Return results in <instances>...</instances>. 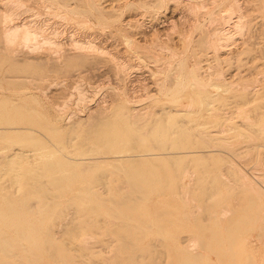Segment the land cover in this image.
I'll use <instances>...</instances> for the list:
<instances>
[{
    "label": "rangeland",
    "instance_id": "374dc122",
    "mask_svg": "<svg viewBox=\"0 0 264 264\" xmlns=\"http://www.w3.org/2000/svg\"><path fill=\"white\" fill-rule=\"evenodd\" d=\"M8 1L0 0V20L2 19V14H3L4 10H7V9L9 10L8 7H10V11L12 10V12H13L16 10V12H13V15H12V17L14 16L12 18L13 19L12 24H14L16 22L15 24H23V25H28V24L30 25L31 24L34 26L36 23L35 27L37 26L38 27V28L36 27L37 29H39V27H42V28H40L41 30H43L44 29L43 27L45 26L46 28L43 30L44 35L46 34V36L49 35V37H54L53 39L57 40V42H59L60 44L57 45L55 43H52V44L50 43L53 46L52 47L48 43L42 44L41 43L42 41H41L40 42L41 45L39 47H37L38 49L34 47V50L31 49L32 46H30V48L26 47L25 46L26 43L25 44L22 43L24 45H22V44L17 45L14 43H13L14 45H12V44L10 45L9 43H11V42L9 40H7L8 37L6 38V36H5L6 33H4L1 29L2 22L0 21V110H1L0 111V116H1L0 121L2 120V123H4L5 118L2 119V117L6 116V118H7L6 122L4 124H2V123H0V124L6 125L8 123V126H10V125H13V126L21 125V127H23V128H21L22 129L21 134L19 133L20 135L18 134V132L15 133V134H17V136H15V134L13 135L12 133L8 132V133H6V137H4L5 135H2L3 137L0 136V140H2V142L4 141V144H2V142L0 141V147H2L1 145L4 146V145L8 144L7 142H11V144H12L13 142L19 141L20 142L19 144H17V145L15 144V146L13 145L11 147H13V148L14 147L15 148L21 147L24 149H27L26 147H29L28 148L29 150L35 149V148H36L35 150H37V149L40 150V147L42 145H44L45 150L46 149L50 150V148H53V149H51L52 152H54V150H56V151L58 150L57 152L56 151L55 152L59 156H64V154L67 155L68 153H69L68 155H70V156H77L79 154L76 155L75 152H78V153L81 152L84 148H86L89 145V143H91L93 138L96 139L97 135L100 134V132H99L100 128L99 127H100V122L103 121L102 118H105V117L115 118L116 114L120 110V106L123 102L126 103L127 105L132 106V107H135V105H136V107L141 108L142 111H153V109L154 110L157 109L158 106H155L156 102L166 98V96L168 95L167 93L170 92L171 87L175 84V83H172L173 81H172V76H171L172 72L175 70V67H177L180 64V61L182 60L184 65H186L185 69L190 68L189 66H193L194 62L196 61L197 54L200 55L198 60L200 61L199 65H200L201 75H204L206 78H208L215 71H220V72H222V76L229 78L230 80L231 79L234 80L233 82L235 84L234 83H230V84H232L231 85L233 88L232 90H234V89L235 90H234V92L233 91L232 92L231 91L226 92L227 95L232 94V93L235 94L237 92H243L244 93L245 91H247L252 86H259L260 87L261 84H264V80H263V78H264V0H237L238 1L237 3L239 4L238 6L240 7V9H242L241 12H243V15H244L243 16L244 20L242 19L243 23L241 21V23L244 25H242L243 27H240L241 29L239 28L238 30H236L235 28H233L231 26L234 24L232 22H234L236 19V16L233 17V15L235 13H237L238 10H235V13H233L232 16L228 14V12L230 11L229 7H230V1L231 0H17V4L15 2L16 0H8ZM7 2H8V4H7ZM165 2H167L168 5ZM12 3H13V5H12ZM92 3H93V5H94V3L96 4V6L98 7V10L100 9L105 13L104 18H103V16L102 17L99 16V14H98L99 12H98V10H96L97 7L94 9L92 7ZM12 6H13V8H12ZM189 6H191L192 9H190ZM195 7L197 9H194ZM235 8H238V7L235 6ZM15 13H16V15H15ZM224 13L226 14V17H228L227 15L230 16V17H228L229 21L227 19L225 20V18H224L225 14ZM213 17H214V19H213ZM216 18L218 21L216 20ZM220 18L221 19L223 18V20L226 21V22L222 21L224 23L223 24L224 29L221 26L222 22L220 24ZM213 20H216L217 22H215ZM25 21H26V23L27 22L28 23L26 24ZM39 22L41 24H39ZM37 23H38V25H37ZM227 23H229L230 26ZM211 24L214 27H212ZM251 25H252V28L250 27ZM219 27H221L223 29V31H228V29L230 28L229 33H232V36L230 38V45L228 47L229 49L225 50V51L219 50L218 53L220 54V56L217 53V50H215L214 48L211 47V45L208 44L213 39L216 38V37L213 38L212 36L213 35L216 36V34H214V33H215V31H217V29H218V31H220L221 28L219 29ZM225 28L226 29L228 28V29L226 30ZM53 29H54V31H53ZM51 30H52V33H51ZM218 31H217V33H218ZM230 31H234V32H230ZM236 31H237V33H236ZM54 33H55V35H54ZM237 35H240V36H237ZM126 37H128L131 41H133V43L131 44V41H130V43L126 42L127 41L125 39ZM207 38H209V39L207 40ZM211 38H213V39H211ZM203 39H205V40H203ZM88 40L94 42V44L97 45L96 48H94L95 50H93V48L91 49L90 47L88 48V45L85 43V42L88 43L89 42ZM93 40H95V41H93ZM78 41L82 42V43H79ZM204 41H207V43L205 42V44H204ZM232 41H234V42H232ZM236 41H237V43H236ZM53 44H55V45H53ZM45 45H47V47ZM28 46H29V44H28ZM43 46H45V48ZM168 47L171 48V50H168L169 49ZM51 48H53V49H51ZM162 48L164 50L167 48V51H164ZM28 50H30V51H28ZM172 50L173 51L175 50L174 51L175 57L172 56L170 58V57H168V55H170L172 53ZM170 51H171V53H170ZM168 52H169V54H168ZM216 53H217V55H216ZM221 53L225 57H222ZM177 54L179 56H177ZM226 54H228V55L226 56ZM139 55H141L142 57L140 58ZM156 55H158L160 57V60L163 62H161L159 59L156 60V58H155ZM217 56H218V60H217ZM168 58H170L169 60H171V61H169L171 64V65L169 64L170 66L167 65L169 62H167V64L165 63L166 59H168ZM162 59H164V60H162ZM165 65H167V66H165ZM164 66L166 67V71H165ZM207 66H208V68H207ZM207 69H209V70H207ZM170 73H171V75H170ZM259 75H261L262 77ZM157 80H159V81H157ZM156 81L158 83H156ZM236 82H237V84H236ZM246 82H248V83H246ZM237 85L239 86V89L237 88L238 87ZM247 85L248 86L251 85V87L250 86L248 87ZM241 86L243 88H240ZM193 91H194L193 87H191L189 85L186 89V95L192 94ZM248 97H250L249 94H248ZM248 97L247 96L245 97L247 99H245V98H234V96H233V99H232V97L230 99L226 98V100H228V102H227V105H225V106L226 107L228 106L227 109L230 108L229 111L231 110V108L234 109L233 111L231 110L230 113H233L235 111V109H238V113H239V111L241 112L242 106L243 107L245 106L244 102L246 103V106L249 105L248 104L249 101H246V100L250 99ZM126 101H128L130 104ZM254 102L255 103L257 102L256 103L257 105H255ZM254 102H252L253 105H251L252 104L251 103L248 107L245 106L246 107V108L244 107L245 111L242 109L244 112L243 111L241 112V113H246V114L249 111L253 114L255 112L254 115H256L257 117L254 116L253 114H251L250 112L248 113L249 115L247 114L248 117L245 114V116L247 117L246 119H248L250 117L253 120L252 121L253 124L257 123L258 121H262L263 120L262 118H264V100L254 101ZM146 106H148V108H146ZM238 107H240L241 109ZM188 108H189V106H188ZM251 108H252V110H250ZM18 109H20V111ZM21 110H23V111H21ZM17 111H19V112H17ZM236 111H235L234 115L236 114L237 117H235L233 114H231V116L233 115L234 117L232 116L233 120H230V123L235 122V128L237 130L239 129L237 132H235L237 134L232 133L233 130H230V131L228 130L229 132L227 130L223 131V132H228V133H224L225 137L221 136L220 138H223V139L221 140L220 138H218L219 141L217 139H215L214 141H216V140L217 141L213 142L210 145L211 148L216 147V149L214 148V152L215 151L217 152V150H219V152H218L219 154L215 152V154H211V155L210 154L197 155V156H190L187 158L181 157L182 159L179 157L169 158L168 159L169 162H167L168 160L167 161L165 160V163L168 164L167 166L164 163H163V165L160 166V163L158 164V162H156V164H158V165H155V166L151 165V167L153 166L152 168H154V169H158L157 168V166H158L163 171H165L166 169H168L169 171L173 170L174 173L172 175L173 176L172 178L174 179V182L176 184H178V187L184 186V190H183V187L180 189L178 188L177 190H179L178 191L179 196H178V194H176V195L173 194L172 196H167V197H161V198L156 197L153 200L147 201L145 203L147 207L145 205H143L144 207L147 208L148 211H145L142 209L143 211H145L146 214H141V217H138V219H148V216H147V215H149L148 213L154 214L156 212V210L160 211L161 209H163V211L170 210V212L166 213V215H165L166 218H168V220H169V222L166 221L167 227H165V229L162 232H158L159 234L155 230H153V228H152L151 230H149L146 233L147 234L146 238L140 242L148 243L147 241L151 240V242H153V244L151 242L149 244L153 245L154 247L155 246L159 247L158 244H160L162 242H164L165 245H172V244L177 245V244L181 243L180 245H186V246L187 245L190 246L191 245L190 243L194 242L193 245L196 248V246L198 245L197 244L198 241L196 242V235H198V233L200 232L197 230L198 228H197L196 222L199 223V226L201 225L203 228L206 227L205 229L208 230L210 227V224L212 222L213 216H214V218L215 217L218 218V216H219L218 214L221 213L220 217H222V218H220V217L218 218V220H220V223H221L220 230L213 233L209 229V231H211V234H209V232L207 230L203 229L202 231L204 233L203 232H200V233L201 234L203 233L202 235H204L205 232L207 231L206 233L208 235L205 234L204 236H209L212 234L216 235L219 239L215 240L214 241L215 243H222V241H223V244H226V245H227V242H228V245L232 242H233V244L236 245V244L241 243V241H243L245 243L246 249H248L249 251L251 250L253 252V254H254L253 258L251 257V259H249V258H246L244 256L242 258L241 257L240 258H233V260H232V257L230 254L231 250L227 249L226 252H227L228 256H227V254H225L226 256L222 255L220 259H218V257H216V255H218L217 253H216V255L211 253L210 254L211 256L215 255V256H212L213 258L211 256L203 257V258H201V261L199 260L200 259L199 258L198 261L200 263H198L197 259H195L194 261H196V263H198V264H223V263L226 264L227 261H228L227 264H232L231 261L233 262V264H247L246 262H248L247 260H249L248 263H250V264L251 263H253V264H264V253H263L264 245L262 247V244H264L263 243L264 235H261V234L259 235V233H262L261 231L257 232L260 229L262 230L264 228V226H263L264 221L262 220V222H260L261 220L259 219L260 217L262 218L264 216V214H261V212L263 213V210H264L263 209L264 197L262 200L258 199L259 201L257 199H254L255 201L252 198L250 199V195H249L250 192L247 189V187L243 185V184H245V182L243 183L244 180L242 177V173H244L245 176L247 174L252 180H254V178L256 177L255 180H256L258 186H260V184H261L262 188L264 189V182H263L264 176H261L262 175L261 173L264 172V170H263V168H264V147L257 148L258 150L257 149L256 150L258 152L255 151V149L254 150L250 149L251 148L250 146L252 144L249 143L250 141L248 142V140L250 137L249 134L251 132V124H252L250 122L251 120L249 121L250 124H248L249 122L244 121L245 118L243 119V114L240 113V115H239V114H237ZM257 112H258V115H257ZM26 113L28 115V116L26 115L28 117V118L27 117L26 118L31 123L26 121L27 119H25V120L22 119V118H24ZM34 113H36V114H34ZM133 113H138V112L134 111ZM18 115L20 117H18ZM29 115H31V117H30L31 119L34 117V120L37 123L39 122L41 124L40 125L36 124L34 122V120H31L29 118ZM238 115H239V117H238ZM250 115L251 116L253 115V116L251 117ZM8 116L9 117L11 116V117L9 118ZM67 118L69 119L68 121H67ZM260 118H261V120H260ZM12 120H13V122H12ZM188 120H193V117H189ZM66 121L68 122V124ZM50 122L53 124H51ZM9 123H10V125H9ZM244 123H245L246 127H247V124L249 125V127H247V128L244 127ZM14 124H17V125H14ZM24 124H26V126ZM54 124L57 126L58 125L62 126L61 130H60V134L58 133L59 135L58 134L57 135H58V137L63 136L62 140H65V143H63L64 141L63 142L59 141L58 140L59 138L57 136H55V135L53 136L50 133L51 132L50 129L52 130V127L55 126ZM27 125L29 126V128ZM233 126H234V124H233ZM24 127L26 128V130H24L25 129ZM48 128H50V129L48 130ZM149 128L150 127H148V126L146 127V129H149ZM235 128H233V129H235ZM23 130L24 131L28 130L29 131L28 133H32V134H29L27 137L26 134H28V133L23 132ZM234 131H236V130H234ZM238 132L239 133L241 132L243 134L242 136H240L241 138H239L238 135H240V134ZM9 133L12 134V135H10V137H8ZM24 134L26 137L24 136ZM226 134L230 137V139L228 136H226ZM30 135H32L31 138H34V136H35L34 143L33 142L32 143L27 142L28 139H31ZM236 135L238 138H235ZM11 136H13V137H11ZM243 136H244V138H242ZM245 137H247V138L245 139ZM224 138H225V140L226 139L230 140V141L226 140L229 142V144H227L228 142L224 141ZM231 139H234V140H231ZM220 140L223 141L222 143H226V145H228V146H226L225 144H222ZM243 140H245V141H243ZM21 141H23V142L26 141V145L23 146L21 144ZM55 141L58 142L59 144H57ZM74 141H76V142L80 141L81 142V143L77 144L78 148L76 147L77 146L76 144L73 145V143H75ZM257 141H259V142L261 141L262 143L264 142L263 139H260ZM54 142H55V144H54ZM84 142H85V144L83 145ZM217 142L219 143V145H217L218 144ZM52 143H53V145H55V147H53ZM60 143H62V144H60ZM230 143H231V145H230ZM247 143H248V145L249 144L250 145L247 146ZM29 144H31L32 147ZM202 144H203L202 142L196 141L194 144H192V146L190 148H192L193 150H203V149L208 148L207 145H205V144L202 145ZM8 145H10V143ZM57 145L59 147H57ZM70 145L73 148H70ZM81 145H83V146H81ZM194 145H196V147ZM16 146H18V147H16ZM198 146L200 148H198ZM210 146H209V148H210ZM75 148H77V149L74 151ZM41 149H43V148H41ZM47 150H46V152H48ZM71 150L74 152H72ZM67 151H68V153H66ZM33 152L35 153L34 155L29 156L30 158L23 159L22 163L17 165V168L20 167L19 171H17L18 169L16 167H15L16 169L11 168L12 170L6 169V168H4L5 170L4 169L2 170L3 167L0 169V197L2 198V196H5V197H3V199L0 198V206L2 204L1 207H3L4 203L8 204L10 202L13 204L15 203L16 205H20L21 203L22 204H28L29 203V205L31 207L28 209V211L26 209L25 210L27 212H29V211L31 212V213H29L30 214L29 217L32 218L31 220L33 221V223L35 221V224H39V223H36V221L40 220V217L43 216V215L41 216V213H39V212H43V210H44L42 205L44 203H47L46 201H48L49 204H51V205H53L52 203H54L55 201H57V202L60 201L59 205L60 204H62V205L56 207V208H60V209L55 210V208H54V211L58 210V212H59V214H57V218L55 219L54 223H51V221L48 222L47 220L45 221L46 224L48 223V225H50L49 226V233L50 234L52 233L53 235L55 234L54 236L56 237V240H57L56 242H65V243H70L72 241L73 242H81L79 240L77 241L76 239L70 240V239H68V237L72 236V235H77V236L86 235L87 236L89 234V236H93V237H88V239L90 240V241L88 240L89 243L90 244L96 243L95 245H97V247L100 246V248H102L101 252L104 255V257L110 258L109 254L115 252L114 251L115 246H117L118 244L121 243V240L119 241V239H118V235L120 236L123 234L124 235L128 234L127 231L129 229L128 228L129 226L125 227V225H123L122 222H120L121 220L119 221L118 218L113 219V218H108L105 216L103 217V215L98 216L96 214L87 215L85 222L82 221L83 220V217L81 215L82 209L74 207L73 206L74 201L69 202V199L67 200V197L69 195L70 196L72 195V192H69L67 190H65L66 192L63 191L64 192L62 194L63 197H61L60 199H53L54 200L53 201L52 198L50 197V196H52V194L50 193V195H48L49 193H46L43 190V187L39 185V184H41V185L43 184L41 181L48 180L47 179L48 177H46V176H40L39 177V173L42 171V168L44 167V164H45L44 160L42 161V158L39 155L40 152L38 150L33 151ZM60 152L63 155L60 154ZM70 153H72V154H70ZM216 155H218V156H216ZM221 155L223 158L226 159L225 161L221 157ZM172 159L173 160L175 159L174 161H176L177 163L174 161L172 162L171 161ZM28 160L31 161L32 163H34V165H32L31 162L29 163ZM40 160L43 162V163L41 162V165L39 164ZM3 161L4 160H2V158H0V162H3ZM37 161H39V162H37ZM184 161H185V163H184ZM186 162H188L189 165L188 164L187 165L189 167L187 165H185ZM27 163H29V164H27ZM182 163L184 164V166H182L183 165ZM260 164H263V165H260ZM28 165L29 166L32 165L30 170H29ZM36 165H40L39 170H38V166H36ZM109 165H110L109 163H103L100 165V167L99 166H95V167L93 166V168L91 167V168H89V170L94 171V170H96L97 167H99L98 169L100 170L104 167L103 170H107V171L112 170L113 171L114 167H110L112 165H110V166ZM117 165H119V163ZM126 165H128V164H126ZM219 165H221L222 167L221 166L219 167ZM256 165H257V167H256ZM23 166H25V167H23ZM122 166H125V164H123ZM169 166L171 167L172 170H170ZM261 166H263V168ZM34 167H35V169H34ZM146 167H149V165L148 166L146 165ZM162 167L165 168V170ZM254 167H256V169ZM24 168H26V170ZM36 168H37V170H36ZM125 168L126 167L121 168L122 170H120V173H118L119 171L116 173L111 171L112 174H109V177L107 178L108 181L105 183L106 185L103 183V185L100 184L98 186L99 197H100L98 200L101 202L100 199L102 198V201H103V198L105 197L104 198L105 201L102 202L103 203L102 207L107 205L108 201L111 202L112 199H114V198L119 199L118 197H122V196L127 194V192H128L127 186L128 185L125 182L127 180V177L124 174L126 172V171L124 172ZM257 168L258 169L261 168L260 171L258 170L259 173L257 172ZM13 169H14V171L17 172V174H15L16 177L18 175L17 178H15V176H11V178L9 177L10 176L9 174L12 172L7 174L9 171H13ZM31 169H32V172H33V170H35L36 172L31 173L30 172ZM239 169H240L241 173L236 171V170L239 171ZM7 170H9V171L7 172ZM20 170H21V173H20ZM89 170H87V173H86L85 169H83V170L81 169V171H80V169H78V172L79 173L82 172L81 173L82 175L86 174L88 177L89 174L90 175L92 174L91 171H89ZM168 170H167V172H168ZM185 170H189L188 171L189 174L186 171L185 175H183V171H185ZM252 170H254V171H252ZM27 171H28V173H27ZM37 171H39V172L37 173ZM218 171L221 174L222 173L223 174L219 175ZM83 172H85V174ZM250 172L252 173V175H249V174H251ZM24 173L29 174V175L31 173V175L30 176L29 175L21 176ZM122 173L125 175V177H124V175H122ZM32 174L33 175L37 174L33 177L34 179L31 177V176H33ZM186 174H188V175H186ZM190 174L192 175V177ZM208 174H209V176H208ZM215 174L218 175V176H216V178H215ZM240 174H241V176H240ZM181 175H182V179H183L182 182H181ZM237 175H238V177H237ZM221 176L225 177V178L227 177V178L221 179ZM258 176H261V177H258ZM19 177L20 178L22 177L23 179H20ZM123 177H124V179H122ZM25 178H29V179L27 180ZM187 178H190L191 180H189ZM193 178H194V180H193ZM209 179H210V181H209ZM227 179H228V182L226 181ZM26 180L28 181V183L26 182ZM110 180H111V182H113V184L110 182ZM185 180H186V182H185ZM187 180H188V182H187ZM239 180L241 181L240 183H239ZM260 180L262 183L260 182ZM21 181L24 183L21 184ZM37 181H39V182H37ZM219 181L221 183H219ZM33 183L38 184V185H36V187H35V186H33L34 185ZM114 183H115L116 187L114 186ZM121 183H123L124 185ZM222 183H223V185H222ZM20 184H21V186L24 184H26V185L30 184L29 186L32 185L33 188L30 187L31 188L30 190H33V191L35 190V188L38 187L36 189V192L39 191L40 193L39 192L38 193H39V195L41 194L40 196L44 195V192H45L46 193L44 195L45 198L43 196L41 198L38 197L39 196V195L37 196L38 193H36L35 191H34L35 193L32 191L30 192L28 190V186H27V188L25 187L26 185L21 187ZM199 184L201 185V188H200ZM203 184H205V185H203ZM212 184H213V187H212ZM234 184H236V185H234ZM47 185H49L50 187H53L52 184L48 183ZM121 185L123 186L122 188H121ZM186 185L190 187V188L189 187L186 188L188 191L185 190ZM238 185H239V189L237 190ZM240 185H242V189L244 187H245V189L242 190ZM3 186H6V187H4L5 189H2ZM202 186H205V187H202ZM210 186H211V188H210ZM214 186H217V187H214ZM233 187L236 188L235 191H234ZM22 188L23 189L26 188L27 189L26 191L30 192L29 194L33 193V195H36V196H33L32 194L30 196L27 193L28 196H30V199H28L29 197L27 196L26 191L22 192L23 191ZM198 188H199V190H198ZM202 188H204V189H202ZM205 188H207L208 190ZM230 188H232V189H230ZM260 188H261V186H260ZM200 189H202L203 191L201 190L202 191L201 192ZM246 189L248 191H246ZM189 190L192 193V195L189 192ZM205 190H206V192L210 191L211 193L206 194ZM212 190H213V192H212ZM240 190H242L241 194H240ZM185 191L187 193L189 192L190 196L193 199L192 200L190 197L189 200H186L187 206L185 205V200H183V198L188 199L189 194H187ZM197 191L200 194V196L197 193ZM236 191H237V193L239 191V193L236 194L235 193ZM101 192H102V194H101ZM183 192L187 196L184 197ZM193 192L196 195H198V197L195 195L196 197L194 198ZM200 192L202 194H204V197ZM230 192H232V193L230 194ZM247 192H249V193L247 194ZM263 192H264V190H263ZM7 193H8V195H7ZM20 194H23L26 198ZM239 194L241 195L240 199H239ZM16 195H17V197H16ZM206 195H208V196H206ZM245 195H247V197H245ZM7 196H9V197H7ZM46 196H48L47 197L48 199H46ZM108 196L110 197L109 200H107ZM177 196L180 197V199L177 198ZM227 196H229V198ZM6 197H7V200H6ZM35 197H37V198H35ZM202 197L203 198L206 197L204 202L201 201V200H204V199H201ZM226 197H227V201H226ZM18 198H21L19 200L25 199V201H26V199H28L29 201H26L25 203H24V201L23 202L21 201V203L18 204V202H20V201L17 202ZM196 198H199L201 200L196 199ZM248 198L250 199V201L255 202V208L252 209L251 202H249ZM13 199H15V201ZM41 199H43L44 201L46 200V201L41 202ZM195 199L199 200V201L195 202ZM241 199H243V200H241ZM247 199H248V201H247ZM63 200H64V202H63ZM180 200L182 201V204H181ZM191 201H194L195 205H191V203H190ZM2 202H4V203H2ZM77 202L80 204H85V203L87 204L88 203L84 199L78 200ZM200 202H203V203H200ZM248 202L250 204H248ZM166 203H167V205H165ZM217 203L225 204L226 208L224 207V205L221 207L220 206L221 204H219L220 210H221V208L223 209V207H224V209L221 210V212H220L218 210ZM54 204H56V203H54ZM198 204L200 206H201V204H202V206H204V207L200 208L201 211L198 209V207H200V206H197ZM238 204H240V206H242V204L244 206V204H245L246 207L245 206H244V208H243V206L240 207V206H238ZM77 205H79V204H77ZM233 205L235 206V208ZM62 206L64 207V209L62 208ZM193 206H196L197 208L196 207L193 208ZM227 206H228V208H227ZM205 207L207 209H205ZM249 207H250V210H249ZM259 207H261L262 211H261V209H259ZM3 208L2 209L0 208V209L5 210V208L4 209ZM189 208H190V210L192 208V210H191V211H193L192 215L195 214L194 211L197 212L193 216L194 219H193V217H191L192 215L190 214L191 211L189 210ZM195 208L198 210H195ZM237 208L239 210H237ZM6 209L9 210V208H6ZM225 209H227V211H225ZM245 209H246L247 213L242 211V210L245 211ZM49 210H50V208H49ZM216 210L218 211V214H217ZM229 210H231L230 212L234 211V213L232 212V215H231V213H229L231 215L230 217L228 214ZM44 211H47V210H44ZM60 211H62L63 213H61ZM187 211L189 214L187 213ZM209 211H210V214H209ZM259 211H261V212L259 213ZM200 212H203L204 214H202ZM239 212L242 214L241 217H239V215H241ZM180 213L181 214L184 213V215L187 213L186 216L189 215L188 216L189 220L186 219L187 217H184L183 215L180 216ZM205 213H207V214H205ZM236 213H238L239 215L236 216ZM68 214H70V215L68 216ZM222 214H225V217H223L224 215H222ZM260 214L262 216H259ZM203 215H204V217H203ZM207 215H211L210 218L208 217L209 218L208 222L206 221V220H208ZM247 215H248V217H247ZM255 215L258 216V219L260 221L258 219H256L257 216H255ZM178 216L181 219L178 218ZM182 216L184 217V219L182 218ZM233 216H234V218H233ZM243 216H244V219L241 222H239V226H238V228H236L237 231H234V233H233V235H235L234 240L226 239L227 238L226 234L228 236L231 235V232L227 231V229L230 227L231 223L233 222L235 224L237 221H240ZM60 217H62V218H60ZM198 217H200V218H198ZM104 218L107 219L108 221H106ZM196 218H197V220H196ZM225 218L226 219L228 218V220H227L228 222L231 220L229 218H233V221L231 220L230 221L231 223H229L230 225H228V222H226V220H224L225 222L221 220V219H225ZM235 218H236V220H235L236 222H234ZM36 219H38V220H36ZM198 219L200 221H198ZM18 220H20V219L18 218ZM252 220L253 221L255 220L254 222L257 221L256 224L254 222H252ZM62 221H64V222H62ZM184 221H187V222L190 221V222L185 223ZM202 221L204 223H202ZM247 221H248V223H247ZM107 222L112 223L111 226L109 224L107 225ZM117 222H118V224L121 223L122 228H123V231H120V233L118 232L119 234L117 233V231H116L117 234L115 233V229L120 227V226H118ZM179 222H180V226H178ZM244 222H246V223H244ZM105 223H106V226H109V228L107 227V230L109 229V231H107V232L105 230L106 229ZM189 223H191V225ZM243 223L246 225H244ZM258 223H259V226L261 225L260 227L263 226V228L258 229L259 226L258 227L256 226V225H258ZM19 224H20V222H19ZM26 224H28V223H26ZM26 224L24 225V228L22 230L23 232H21V233H23V235L30 233V231L27 230ZM80 224H82V225H80ZM91 224H92V226H91ZM113 224H117L116 228H113V227H115V225L113 226ZM181 224L184 226L182 227ZM226 224L228 225V227ZM17 225L18 224L14 225L15 227L13 225H11L9 227L6 226L2 232L5 235L9 234V236H12L14 234L13 236H17L16 230L18 227H20V225L19 226H17ZM28 225H30V224H28ZM88 225H90V226H88ZM224 225H226L224 228L225 229L227 228L226 229L227 233L225 232L224 229L222 230ZM69 226H70V228H69ZM97 226L99 229L95 228ZM186 226H188V227H186ZM11 227L16 228L15 229L16 234L14 232H12L13 228H11ZM29 227L30 226H28V229H29ZM57 227L59 228V230ZM79 227H80V229L82 227H84V228H82L84 233L82 232V230L80 231ZM87 227L91 231L86 229ZM110 227H112V230L113 229L114 230L111 231ZM181 227H182V229H181ZM184 227L186 229H184ZM248 227L250 230L252 228V231L248 230L247 229ZM254 227H255V229H254ZM256 227H257V229H256ZM7 228H9L10 231H8ZM232 228L234 229L235 227H233V225H231V227L229 229L232 230ZM101 229H103V232ZM245 230H247V231H245ZM73 231H75V232H73ZM174 231L178 234V239H176V238L174 239V238L169 237V234L175 233ZM197 231H198V233H197ZM263 231H264V229H263ZM80 232L82 235H80ZM109 232H112L111 235ZM125 232H126V234H125ZM21 233H20V235H21ZM94 233H96V234H94ZM133 233L135 235L141 234L139 231H134ZM156 233L158 235H160L161 238H160V236L156 237L155 236ZM240 234H242V235H240ZM262 234H264V233H262ZM252 235H254L255 237ZM102 236H104V238ZM112 236H114V237H112ZM115 237H116V240L118 239L117 240L118 244H117V241H115ZM179 237H181V238L179 239ZM189 237H191V239H189ZM90 238H92V239H90ZM93 238H95L97 240L93 241L94 240ZM194 238H195V240H194ZM258 239H260V240H258ZM110 240H112V241H110ZM188 241H190V242L188 243ZM203 241H204V243L206 242V244L209 242L208 239L205 240L203 238L202 242L199 245L203 246V244H204ZM98 242H99V244H97ZM135 242H137V241H135ZM258 242H262V243L259 244ZM17 243L21 244V243H26V242L24 240H21L20 242L17 241ZM186 243H188V244H186ZM162 246H164L163 243H162V245L160 244L159 248H161ZM198 246H197V248H198ZM188 248L193 249V251L195 249L194 247H192V248L188 247ZM197 248H196L195 252L198 250L205 252L204 248L200 247L201 249H204V250H201L200 248H198V250H197ZM105 251H106V253H105ZM163 254H165V253H163ZM223 256H224V258H223ZM161 257H162V255L160 257H158L159 259L157 258L156 260H154L155 263L153 262V264H157V263L158 264H160V263H162V264H164V263L165 264H170V263L173 264L176 262V260L174 261V259H173L175 257H172V255H170L169 258L166 254L164 255V258L163 257L161 258ZM170 258L173 259L172 260L173 262H170L171 261ZM168 259L170 261H168ZM175 259H177V258H175ZM221 259H222V261H225V262H220ZM250 260L251 261L254 260V261L251 262ZM194 261L191 263H185V264H195ZM181 262H179V260H177L176 264H182ZM183 264H184V262H183Z\"/></svg>",
    "mask_w": 264,
    "mask_h": 264
},
{
    "label": "bare ground",
    "instance_id": "6f19581e",
    "mask_svg": "<svg viewBox=\"0 0 264 264\" xmlns=\"http://www.w3.org/2000/svg\"><path fill=\"white\" fill-rule=\"evenodd\" d=\"M6 1H8V0H6ZM8 2H7V4H8ZM15 2L17 4V0ZM237 2H238L237 0H231L230 1V7H229L230 8V11L228 12V14L232 16L233 13H235V10H238L237 13H235L233 15V17L236 16V19H235V21L233 20L234 22H232V23H234V24L231 25L236 30H238L240 27H243L242 25H244V24H242L243 23L242 19H243V16L244 15H243V12H241L242 9H240V7L238 6L239 4ZM165 3L167 4V2H165ZM12 5H13V3H12ZM94 5L92 3V7L95 9L97 6H96L95 3H94ZM235 6H237L238 8H235ZM189 7H190V9H192L191 6H189ZM8 8H9V10L8 9L7 10H4V12L2 14V19L0 21L2 22L1 29H2V31L4 33H6L5 36H6V38L8 37L7 40H9L11 42V43L8 42L10 45L11 44L12 45H14V44H17V45L20 44L21 45L22 43H24V44L26 43V45H25L26 47H29L30 48V46H32L31 49L34 50V47L35 48L39 47L41 45V43L42 44H44V43L45 44H47V43L48 44L55 43L57 45L60 44L59 42H57V40L53 39L54 37H49V35L46 36V34L44 35V33H43L44 31L43 30L46 28L45 26L43 27L44 28L43 30L40 29L42 27H39V29H40L39 30V29H37L38 28L37 26H36L37 28L35 27L36 23H35L34 26L31 25V24L30 25L29 24L28 25L15 24L16 23L15 21H14L15 23L13 22L14 24H12V20H13L12 18L14 17V16L12 17V15H13V12H16V10L12 12V10L10 11V7H8ZM12 8H13V6H12ZM194 9H197V8L195 7ZM96 10H98V7L96 8ZM98 12H99L98 13L99 16L100 17L103 16V18H104V14L105 13L102 10H100V9L98 10ZM15 15H16V13H15ZM229 15H227V16L230 17ZM228 17H226V14H225V17H224L225 20L226 19L228 20ZM213 19H214V17H213ZM216 20H217V18H216ZM216 20H213V21L217 22L218 20L217 21ZM222 21L223 22H226V21L223 20V18L222 19L220 18V24H221ZM241 21H242V23H241ZM223 22H222V25H221L222 28L224 26L223 25L224 24ZM25 23H26V21H25ZM39 24H41V23L39 22ZM227 24L229 25V23H227ZM37 25H38V23H37ZM212 27H214V26L212 25ZM250 27L252 28V25ZM220 28L221 27H219V29ZM222 28L220 29V31H218V29H217L218 33H217V31H215L214 34H216V36L213 35L212 37L213 38L216 37V38L215 39L211 38L213 40L210 43H208L209 45H211L212 48H214L215 50H217V53H218L219 50L225 51V50H228L229 49L228 47L230 45V38L232 36V33H229V29L230 28L229 29L227 28L228 31H223L224 28L223 29ZM53 31H54V29H53ZM230 32H234V31H230ZM51 33H52V30H51ZM55 33H54V35H55ZM236 33H237V31H236ZM237 36H240V35H237ZM125 39L127 40L126 42H129L130 43L131 40L128 37H126ZM208 39L209 38H207V40ZM203 40H205V39H203ZM93 41H95V40H93ZM234 41H232V42H234ZM205 42L207 43V41H204V44H205ZM79 43H82V42H79ZM85 43L88 45V48L89 47L91 49L93 48V50H95L94 48H96V46H97L92 41H89L88 43L85 42ZM132 43H133V41H131V44ZM236 43H237V41H236ZM24 44H22V45H24ZM28 44H29V46H28ZM55 44H53V45H55ZM45 46L47 47V45H45ZM45 46H43V47L45 48ZM51 49H53V48H51ZM30 50H28V51H30ZM168 50H171V48H169ZM164 51H167V48ZM174 51L172 50V53L170 51L171 54L168 55V57L171 58L172 56H174ZM217 53H216V55H217ZM222 53H221V56L222 57H225V56H223L224 53L223 54ZM168 54H169V52H168ZM227 55L228 54H226V56ZM177 56H179V55L177 54ZM219 56H220V54H219ZM139 57L141 58L142 56L139 55ZM199 57H200V55L197 54L196 61L194 62L193 66H189L190 68H188V69H185V66L186 65H184L183 61L181 60L180 61V64L177 67H175V70L172 72V75L170 73V75L172 76V81H173L172 83H175V84L171 87L170 92L167 93L168 95L166 96V98H164V99L156 102L155 106H158L157 109H155V110L153 109V111H142L141 108H137L136 105H135V107H132V106L127 105L126 103L123 102L121 104L120 110L116 114V117L115 118H109V117H105L106 119L105 118H102L103 121L100 122V127H99L100 128V130H99L100 134L97 135L96 139L93 138V140L91 141V143H89V145L86 148H84L81 152H79V153L78 152H75L76 155L77 154H79V155H77V156H70V155H68L69 153L67 151L66 152V153H68L67 155L64 154V156H59V155L56 154V152L58 150L57 151L54 150V152H52L51 149H53V148H50L51 151L46 149L48 151V152H46L45 147L42 144H41L42 146L40 147V150L37 149L40 152L39 155L41 156L42 161L44 160V163H45L44 164V167L42 168V171L39 173V177L40 176H46V177H48L47 178L48 180L41 181L43 184L42 185L39 184V185L43 187V190L46 193H49L48 195H50V193L52 194V196H50L52 198V200L53 199H60L61 197H63V195H62L64 193L63 191L67 190L69 192H72V195L71 196L69 195L67 197V200L69 199V202L70 201H72V202L74 201L73 202V206L76 207V208L82 209V212H81V215L83 217V220L82 221L85 222L87 215L96 214L98 216L99 215H103V217L105 216V217L113 218V219L114 218H118L119 221L121 220L120 222H122V224L125 225V227L126 226L127 227L129 226L128 227L129 229L127 231L128 234H126V232H125L126 235H124V234L123 235H120V236L118 235L119 241L121 240V243L119 242L120 244H118V241H117L118 239L116 240V237L117 236L115 237V241H117V244L118 245L115 246V248H114V251L115 252L109 254L110 255V258L104 257V255L101 252L102 251V248H100V246L97 247V245H95L96 243L95 244H90L89 243L90 240L88 239V237H93V236H89L88 233H87L88 234L87 236L86 235H82L81 232H80V235H82V236H77V235L69 236L68 235L69 236L68 239H70V240L76 239L77 241L79 240L81 242H73V241H72L73 243L72 242H70V243L56 242L57 240H56V237L54 236L55 234L53 235L52 233L51 234L49 233V226L50 225H48V223L46 224L45 221L47 220L48 222L51 221V223H54L55 219L57 218V214H59L58 210L57 211H54V208H55V210L56 209H60V208H56V207L62 205V204L59 205V202L60 201L59 202L55 201L54 203H56V204L52 203L53 205H51V204H49L48 201L45 200L47 203H44L42 205V207L44 208V210H47V211H44L43 210V212H39V213H41V216L43 215L42 217H40V220L36 219V220H38V221H36V223H39V224H35V221L33 223V221L31 220L32 218L29 217V215H30L29 213H31V212L30 211L27 212L28 209L31 206L29 205V203L28 204H22L21 201L22 202L24 201V203L26 201H29L28 199H30L31 194L33 195V193H31V194H29V193L31 191L32 192H34V191L36 192V189L38 187L35 188V190L33 191V190H30L31 189L30 187H32V185L29 186L30 184L29 185L28 184L27 185L24 184V185H26L25 186L26 188L28 186V190L30 191V192H27L26 191L27 190L26 188L25 189H23L24 187L22 188V190H23L22 192L26 191V194L28 193L30 195V196H28V194H27V196L29 198L26 199V201H25V199L24 200H19V199H21L24 196L23 195L24 193H23V194H20V195H23L21 198H18V200L16 199L17 202L20 201V202H18V204L21 203L20 205H16L15 203L13 204L11 202L10 203L7 202L8 204H5L4 203L5 201H4L2 203H4L3 204L4 205L3 207L5 208V210H1L3 208V207H1L2 204L0 206V208H1L0 209V264H153L154 260H156L161 255L164 258V255L165 254L168 256V258L170 257V255H172V257L177 258V259L173 258L174 261L176 260V262H177V260H179V262L182 261L181 263L183 264V262H184V264H185V263H191L195 259H197V261H198L199 258H200L199 260L201 261V258L211 256L210 255L211 253L212 254H215V255L217 253L218 255H216V257H218V259H220L222 255L226 256L225 254H227V252H226L227 249L228 250H231L230 251L231 253L230 252L229 253L231 254L232 260H233V258H240V257L242 258L244 256L246 258H249V259H251V257L253 258V256H254L253 252L251 250L249 251L248 249H246L245 243L243 241H241V243L236 244V245L233 244V242L228 245V242H227V245H228L227 246L226 244H223V241H222V243H215L214 241L217 240V239H219L216 235H213L212 234V235H209V236H204L205 234H207L206 233L207 231L209 232V234H211V231L213 233H215L218 230H220L221 223H220V220H218V218L220 217L221 213L218 214V211L217 210H216V212H217V214L219 216L217 215L218 218H216V217L214 218V216L212 215L214 220L212 219V222H211L210 227H209V229L211 231H209V229L208 230L205 229L206 227L203 228L201 225H200L201 226L200 227L199 226V223L196 222L197 228H198L197 230L198 231L203 232L202 231L203 229L207 230L204 235H202L204 232L201 234L200 232L198 233V231H197L198 235H196V242L198 241V243H197L198 245L202 242V239L203 238L205 240H207V239L209 240V242L207 244H206V242L204 243V241H203V243H204L203 246L199 245L201 248H204L205 249V252L199 251L198 248H200V247L196 243L195 244L198 246V248L196 246V248H197L198 251L195 252L196 248L193 245L194 244L193 241H192L193 243H190L191 245L189 244L190 246H188V245L187 246L186 245H180L181 244L180 242H179L180 244H177V245H173V244L172 245H165L164 242H162L164 246H162L161 248H159V247H160V244L162 245V243L158 244L159 247H157V246L154 247L153 245H150L149 244L151 242V240L147 241L148 243H142V242H140V241H142L143 239L146 238V236H147L146 233L149 230H151L153 228V230H155L157 233L158 232H162L165 229V227H167L166 226V221L169 222L168 218H166L165 215H166V213L170 212V210L163 211V209H161L160 211L159 210L158 211L156 210V212L154 214L148 213L149 214V215H147L148 216V219H138V217H141V214H146L145 211H148L147 208H146L147 206H146L145 203L147 201L153 200L156 197H159V198H161V197H167V196H172L173 194H175V195L178 194V196H179V193H178L179 190H177V189L178 188L180 189V188L183 187V190H184V186L181 185L182 187H178V184H176L174 182V179L172 178L173 177L172 175H173L174 172H173V170L170 167L171 165L169 166V168L172 171H169L168 169L165 170V168H163L165 165L162 167L165 171L161 170V168L158 167V166H157L158 169H154V168H152L153 166L151 167V165H154L155 166V165H158L160 163V166H161V165H163V163L166 164L165 163V160L167 161L169 158H177V157H179V158L186 157L187 158V157H190V156L215 154L216 151L214 152V148L216 149V147L211 148L210 145L213 142H216L217 140L219 141L218 138H220L221 136H224V133H228L230 130H233V132L231 131L232 133L237 134L235 132H237L239 129L237 130L235 128V122L234 123H230V120H233L232 116L234 115V113H235L236 110H237L236 111L237 114L240 115V113L243 110L245 111L244 107L246 106V103L244 102L245 106L244 107L242 106V109L243 110L240 107H238V108L241 109V112L239 111V113H238V109H235V111L233 113H230L231 110L233 111L234 109L231 108L230 111H229L230 108L227 109L228 106L226 107L225 105H227L228 100H226V98H229L230 99L232 97V99H233V96H234V98H245L246 96L248 97V94H249L250 97H248V98H250V99L246 100V101H249V103H248L249 105L252 102H254V101L264 100V84H261L260 87L259 86H252L251 87V85H249L251 88H249L244 93L243 92H237L235 94L232 93V94H228L227 95L226 92H230V91L231 92L232 91L234 92V90H235V89L232 90L233 89L232 86H231L232 84H230V83H234L233 82L234 80H232V79L230 80L229 78H226V77L222 76V72H220V71H215L208 78H206L204 75H201L200 65H199L200 61L198 60ZM155 58H156V60H158V59L160 60V57L158 55H156ZM170 58L166 59V62H165L166 64H167V62L171 61V60H169ZM162 60H164V59H162ZM217 60H218V56H217ZM161 62H163V61H161ZM169 64H170V62L167 65H169ZM167 65H165V66H167ZM165 66H164V68H165V71H166V67ZM207 68H208V66H207ZM207 70H209V69H207ZM259 76H261V75H259ZM263 80H264V78H263ZM157 81H159V80H157ZM157 81H156V83H158ZM246 83H248V82H246ZM236 84H237V82H236ZM189 85L191 87H193L194 91H193L192 94L186 95V89H187V87ZM237 88L239 89V86ZM240 88H243V87L241 86ZM245 99H247V98H245ZM126 102H128V101H126ZM256 103H255V105H257ZM251 105H253V103ZM188 106H189V108H188ZM248 106H246V107H248ZM146 108H148V106H146ZM18 110L20 111V109H18ZM250 110H252V108ZM19 111H17V112H19ZM21 111H23V110H21ZM134 111L135 112L137 111L138 113H133ZM34 114H36V113H34ZM231 114H233V115L231 116ZM241 114H243V119L245 118L244 121L249 122L251 120L250 122L252 123L253 120L250 117H249L250 119L249 118L246 119L248 117L246 113H241ZM245 114H246L247 117L245 116ZM251 114H253V113H251ZM254 114H255V112H254ZM26 115H27V113L25 114L24 118H22V119H24V120L27 119L28 118L27 117L28 115L27 116ZM239 115H238V117H239ZM257 115H258V112H257ZM234 116L237 117L236 114ZM254 116H256V115H254ZM18 117H20V116L18 115ZM30 117H31V115H29V118ZM189 117H193V120H188ZM0 118H1V116H0ZM4 118H5V121L4 120L3 121L5 123L7 118H6V116L5 117L3 116L2 119H4ZM262 119H263L262 121H258L257 123H254V124L252 123L251 124V132L249 134L250 137H249L248 142L250 141L249 143L252 144L250 146L251 147L250 149H253V150L255 149V151L258 150L257 148L264 147V144H263L264 142L262 143L261 141L260 142L257 141V140H260V139H263L264 140V118H262ZM31 120H34V117ZM68 120L69 119L67 118V121ZM260 120H261V118H260ZM26 121L30 122L28 119ZM12 122H13V120H12ZM34 122L36 124H38V125L41 124L39 122L37 123L35 120H34ZM250 122L248 124H250ZM0 123H2V120L0 121ZM4 123H2V124H4ZM51 124H53V123H51ZM67 124H68V122H67ZM233 124H234V126H233ZM248 124H247V127H249ZM9 125H10V123H9ZM14 125H17V124H14ZM24 125L26 126V124H24ZM147 126L150 127V128L149 129H146ZM61 127H62L61 125L60 126L59 125L58 126L55 125L54 127H52V130L50 128H48V130L50 129V131H51L50 133L53 136L55 135V136L58 137V135L60 134ZM244 127H246L245 126V123H244ZM21 128H23V127H21V125H17V126L10 125V126H8V123L6 125H1L0 124V136L3 137L2 135H5L4 137H6V133H8V132L12 133L13 135L15 133H17V132H18V134L19 133L21 134V131H22ZM28 128H29V126H28ZM233 128H235V129H233ZM24 130H26V128ZM24 130H23V132H27V133L29 132L28 131L29 129L27 131H24ZM226 130L227 131L229 130V131L228 132H223V131H226ZM234 130H236V131H234ZM10 133H9V135L7 134L8 137H10V135H12ZM25 134H24V136H25ZM29 134H32V133L26 134L27 137H28ZM239 134L240 135H238V136H239V138H241L240 136H242L243 134L241 132ZM15 136H17V134H15ZM226 136H228V135L226 134ZM11 137H13V136H11ZM31 137H32V135H30V138ZM60 137L61 136L58 137L59 138L58 140L61 141V142L64 141L63 143H65V140H62L63 139L62 138L63 136L61 138ZM235 138H238L237 135L235 136ZM242 138H244V136ZM246 138L247 137H245V139ZM34 139H35V136H34V138L28 139L27 142H31V143L33 142L34 143ZM215 139H217V140L214 141ZM220 139L222 140L223 138H220ZM229 139H230V137H229ZM226 140H228V139H226ZM226 140L224 138V141H226ZM231 140H234V139H231ZM0 141L2 142V140H0ZM196 141L197 142H202L203 143L202 145L205 144V145L208 146V148L207 149H203L205 147L204 146L202 148L203 150H193L190 147ZM228 141H230V140H228ZM228 141H226V142H228ZM243 141H245V140H243ZM16 142H13L14 144L13 143L11 144V142H7L8 144L10 143V145L6 144L9 148L6 145H4V146L1 145L2 147H0V158H2V160H4V161L3 162H0V169L2 167H3L2 170L4 168H6V169H11V168H15V167L17 168V165L21 164L22 161H23V159L30 158L29 156L35 154L33 151H37V150H35L36 148L29 150L28 149L29 147H26L27 149H24V148H21V147L20 148H15V147L13 148V147H11L13 145L15 146V144L17 145V144L20 143L19 141L17 143ZM55 142H54V144H55ZM74 142L75 143H73V145L74 144L77 145V144L81 143L80 141L79 142L74 141ZM222 142L223 141H221V143ZM56 143L59 144L58 142H56ZM2 144H4V141L2 142ZM21 144L23 146H25L26 145V141L25 142L21 141ZM60 144H62V143H60ZM84 144H85V142L83 143V145ZM222 144H225L226 145V143H222ZM227 144H229V142ZM29 145H31V144H29ZM52 145H53V143H52ZM83 145H81V146H83ZM217 145H219V143ZM230 145H231V143H230ZM249 145L247 143V146H249ZM194 146L196 147V145H194ZM209 146H210V148H209ZM226 146H228V145H226ZM16 147H18V146H16ZM31 147H32V145H31ZM53 147H55V145H53ZM57 147H59V146L57 145ZM76 147L78 148V145ZM41 148H43L44 150L41 149ZM70 148H73V147L70 145ZM77 148H75L74 151ZM198 148H200V147L198 146ZM74 151H72V152H74ZM218 152H219V150H217L216 153H218ZM60 154H62V153L60 152ZM70 154H72V153H70ZM216 156H218V155H216ZM221 157H222V155H221ZM223 159H224V161L226 160L225 158H223ZM174 160L172 159L171 161L173 162ZM42 161L40 160V162L39 161H37V162H39V164L41 165V162ZM30 162L31 161H29V163ZM156 162H158V164H156ZM167 162H169V160ZM174 162H176V161H174ZM29 163H27V164H29ZM103 163H109L110 165H112V166H110V165L109 166L110 167H114L113 168L114 170L113 171L112 170H108V171L107 170H103V168H104L103 166H102L103 168L99 170L98 168ZM118 163H119V165H117ZM184 163H185V161H184ZM123 164H125V166H122ZM126 164H128V165H126ZM187 164H188V162H186L185 165H187ZM32 165H34V163H32ZM32 165H30V166L28 165L29 166V170L32 167ZM40 165H36V166H38V170L40 169V167H39ZM146 165L147 166L149 165V167H146ZM167 165L168 164H166V166ZM260 165H263V164H260ZM93 166L94 167L95 166H99V167H97L96 170H94L95 169L94 168L93 169L94 171L89 170V168H91V167L93 168ZM182 166H184V164ZM220 166L221 165H219V167ZM23 167H25V166H23ZM123 167H126L124 169V172L126 171L124 174L127 177V180L125 182L128 185L127 186L128 192H127L126 195H124L122 197H118L119 199L114 198L115 200L112 199L111 202L108 201L109 204L107 203V205L103 206L104 207L103 208L102 207V204H103L102 202L105 201V199H104L105 197L103 198V201H102V198L100 199L101 202L98 200L100 198L99 197V189H98V186L100 184L103 185V183L105 184L108 181L107 178L109 177V174H112V172H115L116 173V172L119 171L118 173H120V170H122L121 168H123ZM256 167H257V165H256ZM256 167H254V168L256 169ZM261 167L263 168V166H261ZM19 168H17L18 169L17 171H19ZM24 169L26 170V168H24ZM34 169H35V167H34ZM78 169H80V171H81V169L82 170L85 169V172L86 173H87V170H89V171H91L92 174L91 175L89 174V176L87 177V175L85 174V172H83L85 175H82L81 174L82 172L79 173L78 172ZM36 170H37V168H36ZM167 170H168L169 173L167 172ZM258 170L260 171L261 168H259V169L257 168V172L259 173ZM263 170H264V168H263ZM8 171L9 170H7V172ZM186 171L188 173L189 170L183 171V175H185V172ZM236 171L237 172H240V169H239V171L238 170H236ZM252 171H254V170H252ZM10 172H12L13 174L10 173ZM30 172L33 173V172H36V171L33 170V172H32V169H31ZM38 172L39 171H37V173ZM20 173H21V170H20ZM27 173H28V171H27ZM31 173H30V175H31ZM7 174H9L10 176L9 175L8 176L11 178V176H15V174H17V172L14 171V169H13V171H9ZM124 174L122 173V175H124ZM188 174H186V175H188ZM222 174L219 172V175H222ZM261 174H262L261 176H264L263 175L264 172H262ZM23 175L26 176V175H29V174L24 173L21 176H23ZM35 175H37V174H35ZM35 175H33L31 177L33 178ZM125 175H124V177H125ZM249 175H252V173L249 174ZM208 176H209V174H208ZM216 176H218V175L215 174V178H216ZM240 176H241V174H240ZM261 176H258V177H261ZM17 177H18V175H17ZM17 177L15 176V178H17ZM124 177L122 179H124ZM191 177H192V175H191ZM237 177H238V175H237ZM242 177H243V180H244V181L242 180L243 183L245 182V184H246V185L245 184H243V185L246 186L247 189L250 192V194H249L250 195V199L252 198L253 200L254 199L262 200L263 197H264V192H263L264 189L262 188V185L261 184H260L261 188H260V186H258V184H257V182L255 180L256 177L254 178V180H252L247 174L245 176L244 173H242ZM222 178H225V177H222L221 176V179ZM20 179H23V178L21 177ZM25 179L28 180L29 178H25ZM187 179L191 180L190 178H187ZM27 180H26V182L28 183ZM182 180L183 179H182V175H181V182H182ZM193 180H194V178H193ZM22 181H21V184L24 183ZM209 181H210V179H209ZM226 181L228 182V179ZM37 182H39V181H37ZM110 182H111V180H110ZM185 182H186V180H185ZM187 182H188V180H187ZM240 182L241 181L239 180V183ZM260 182H261V180H260ZM46 183L47 184L48 183L49 184H52L53 187H50ZM111 183L113 184V182H111ZM219 183H221V182L219 181ZM21 184H20V186H21ZM121 184H123V183H121ZM24 185H22V186H24ZM36 185H38V184H34L33 186L36 187ZM203 185H205V184H203ZM222 185H223V183H222ZM234 185H236V184H234ZM114 186H115V183H114ZM199 186L201 188V185L200 184H199ZM4 187H6V186H3L2 189H5ZM122 187L123 186L121 185V188ZM187 187H189V186L186 185L185 190H187L186 189ZM202 187H205V186H202ZM212 187H213V184H212ZM214 187H217V186H214ZM240 187L242 189V185H240ZM210 188H211V186H210ZM202 189H204V188H202ZM202 189H200V191ZM205 189H207V188H205ZM230 189H232V188H230ZM233 189H234V191L236 190V188H234V187H233ZM238 189H239V185L237 187V190ZM243 189H245V187ZM247 189H246V191H248ZM190 190H189V192H190ZM198 190H199V188H198ZM242 190H240V194H241V191ZM38 192L39 191H37L36 193H38ZM45 192H44V195L46 194ZM189 192L188 193L186 192V193L189 194ZM205 192H206V190H205ZM212 192H213V190H212ZM249 192H247V194ZM39 193L37 194V196L39 195ZM197 193H198V191H197ZM207 193H211V192L208 191V192H206V194ZM231 193L232 192H230V194ZM235 193L238 194L239 191H238V193H237V191ZM101 194H102V192H101ZM183 194H184V192H183ZM193 194H194L193 195L194 198L196 196L198 197V195H196L194 192H193ZM240 194H239V199H240V196H241ZM7 195H8V193H7ZM40 195L38 197H40V198L42 196L44 197V195H42V196H40ZM191 195H192V193H191ZM202 195L204 197V194H202ZM9 196H7V197H9ZM33 196H36V195H33ZM178 196H177V198L180 199V197H178ZM185 196H187V195L184 194V197ZM199 196H200V194H199ZM206 196H208V195H206ZM3 197H5V196H2V198L1 197L0 198L3 199ZM7 197H6V200H7ZM16 197H17V195H16ZM47 197L48 196H46V199H48ZM190 197L191 196L189 194L188 199L183 198V200H185V205L187 204L186 203L187 202L186 200H189ZM203 197L201 199H204V200L199 199L200 197L199 198H196V199H199V200H201V201L204 202L205 199H206V197L205 198H203ZM227 197L229 198V196H227ZM227 197H226V201H227ZM245 197H247V195H245ZM35 198H37V197H35ZM109 198L110 197L108 196V199L107 200H109ZM43 199H41V202H45ZM83 199L85 201H87L88 203L87 204L86 203L85 204H80V203L77 202L78 200H83ZM191 199H192V197H191ZM196 199H195V202L199 201V200H196ZM248 199H247V201H248ZM250 199H249V202H251L252 209H253V208H255V202H254L255 200L254 201H250ZM13 200L15 201V199H13ZM241 200H243V199H241ZM63 202H64V200H63ZM203 202H200V203H203ZM249 202H248V204H250ZM190 203H191V205H195L194 201H191ZM77 204H79V205H77ZM181 204H182V201H181ZM219 204H221V203H217L218 210L221 212V210H223L226 205L225 204H221L220 206L222 207L224 205V207H223V209L221 208V210H220ZM143 205H145L146 207H144ZM165 205H167V203ZM63 206H62V208L64 209ZM197 206H200V205L198 204ZM238 206H240V204H238ZM242 206H243V204H242ZM242 206H240V207H242ZM244 206L246 207L245 204H244ZM244 206H243V208H244ZM194 207H196V206H193V208ZM201 207H204V206H202V204H201V206L198 207V209L200 210ZM6 208H9V210H7ZM49 208H50V210H49ZM196 208H195V210H198ZM227 208H228V206H227ZM234 208H235V206H234ZM142 209L145 210V211H143ZM205 209H207V208L205 207ZM246 209H245V211L244 210H242V211L243 212H246ZM259 209H261V207H259ZM263 209H264V203H263ZM189 210H190V208H189ZM191 210H192V208H191ZM237 210H239V209L237 208ZM249 210H250V207H249ZM188 211H187V213H188ZM225 211H227V209H225ZM230 211L231 210H229L228 214L231 213V215H232V212L234 213V211H232V212H230ZM261 211H262V209H261ZM261 211H259V213ZM60 212L63 213L62 211H60ZM187 213L185 215H184V213L183 214L180 213V216L183 215L184 217H187L186 219L189 220V218H188L189 215L186 216ZM192 213H193V211L190 212L191 215H192ZM194 213L196 214L197 212L194 211ZM200 213L204 214L203 212H200ZM205 214H207V213H205ZM209 214H210V211H209ZM225 214H222V215H224L223 217H225ZM261 214H264V210H263V213L261 212ZM261 214L259 216H262ZM69 215L70 214H68V216ZM194 215H192L191 217H193ZM231 215L229 214V217ZM237 215H239V214L236 213V216ZM183 216H182V218L184 219ZM210 216L211 215H207V219H208V220H206L207 222L209 221ZM234 216H233V218H234ZM241 216H242V214L239 215V217H241ZM255 216H257V215H255ZM203 217H204V215H203ZM247 217H248V215H247ZM18 218L20 220H18ZM60 218H62V217H60ZM178 218H180V217L178 216ZM198 218H200V217H198ZM220 218H222V217H220ZM233 218H229V219H231L233 221ZM236 218L234 219V222H236L235 221ZM263 218H264V216L262 218L260 217L259 218L261 220L260 221L258 219V216L256 217V219H258L260 222H262V220L264 221ZM193 219H194V217H193ZM243 219H244V216L242 217V219L240 221H237L235 224L233 222H232L233 223L232 224L230 222L231 220L228 222L227 221L228 218L227 219L226 218L225 219H221L222 221L226 220V222H228V225H230L229 223H231V225H233V227H235L234 229L232 228V230H231V229H229L231 227V225H230V227L228 228L230 231L226 228L228 232H231V235L228 236L226 234L227 231L224 228L227 224L223 226L222 230L224 229L225 232H226V233L224 232L226 234V237H227L226 239H232V240H234L235 235H233V233H234V231H237L236 228H238L239 222H241ZM105 220L108 221L107 219H105ZM196 220H197V218H196ZM198 221H200V220L198 219ZM254 221L252 220V222H254ZM19 222H20V224H19ZM62 222H64V221H62ZM184 222L186 223L187 221H184ZM188 222H190V221H188ZM256 222H254V223L256 224ZM15 223L18 224L17 226L20 225V227H18L17 230H16L17 231V236H13L14 234L12 236H9V234H6L5 235L2 232L5 229L6 226H8V227L11 226V225L14 226V225H16ZM26 223H28L30 225H28ZM202 223H204V222L202 221ZM244 223H246V222H244ZM247 223H248V221H247ZM25 224L27 225V230H29L30 233H28L26 235H23V233H21V232H23L22 230H23ZM108 224L111 226L112 223H108L107 222V225ZM117 224H118V222H117ZM117 224H113V226L115 225V227H113V228H116V225ZM189 224L191 225V223H189ZM80 225H82V224H80ZM228 225H227V227H228ZM244 225H246V224H244ZM28 226H30L29 229H28ZM88 226H90V225H88ZM91 226H92V224H91ZM105 226H106V223H105ZM118 226H120V227L115 229V233H116V231H117V233L118 232L120 233V231H123V228H122L121 223L118 224ZM178 226H180V222H179V225ZM183 226L184 225H182V227ZM256 226L258 227L259 226V223ZM260 226L258 227V229L263 228L264 224H263L262 227H260ZM80 227H79V229H80ZM107 227L109 228V226H106V229H105L106 232L109 231V229L107 230ZM182 227H181V229H182ZM186 227H188V226H186ZM257 227H256V229H257ZM11 228H13V227H11ZM69 228H70V226H69ZM82 228H84V227H82ZM82 228L80 229V231L82 230V232H83V229ZM95 228L97 229L98 226L95 227ZM15 229L16 228H13L14 231L12 230V232H14L16 234ZM86 229H88V227ZM110 229H111V231L114 230V229L112 230V227H110ZM184 229H186V228L184 227ZM247 229L250 230L249 227ZM254 229H255V227H254ZM263 229L262 230L260 229L257 232H260L261 231L262 233H264ZM7 230L10 231L9 228H7ZM58 230H59V228H58ZM88 230H90V229H88ZM101 230L103 232V229H101ZM134 231H139L141 234L135 235L133 233ZM245 231H247V230H245ZM250 231H252V228H251ZM73 232H75V231H73ZM20 233H21L22 236L20 235ZM109 233L111 235L112 232H109ZM157 233L155 234V236L156 237H159L160 235H158L159 233L158 234ZM262 233H259V235L260 234L261 235H264ZM94 234H96V233H94ZM240 235H242V234H240ZM104 236H102V237L104 238ZM252 236H254V235H252ZM112 237H114V236H112ZM169 237L174 238V239L175 238L178 239V234L176 232L175 233H171V234H169ZM160 238H161V236H160ZM180 238L181 237H179V239ZM90 239H92V238H90ZM93 239H94L93 241L97 240L95 238H93ZM189 239H191V237H189ZM21 240H24L26 243H21V244L20 243H17V241L20 242ZM194 240H195V238H194ZM258 240H260V239H258ZM110 241H112V240H110ZM135 241H137V242H135ZM189 242L190 241H188V243ZM151 243L153 244V242H151ZM188 243H186V244H188ZM258 243L260 244L262 242H258ZM263 243H264V241H263ZM97 244H99V242ZM263 245L264 244H262V247H263ZM188 247H190V248L194 247L195 249L193 251V249H189ZM204 249H201V250H204ZM105 253H106V251H105ZM163 253H165V254H163ZM263 253H264V251H263ZM215 255H212V256H215ZM224 256H223V258H224ZM227 256H228V254H227ZM171 258H170L171 261L169 259H168V261L173 262L172 261L173 259H171ZM247 261L249 262V260H247ZM252 261H254V260H252ZM176 262L173 263V264H176ZM194 262H195V264L200 263L199 261H198V263H196V261H194ZM220 262H225V261H222V259H221ZM227 262H226V264H227ZM248 262H246V263L247 264H250ZM231 263L233 264L232 261H231ZM160 264H162V263H160ZM251 264H253V263H251Z\"/></svg>",
    "mask_w": 264,
    "mask_h": 264
}]
</instances>
